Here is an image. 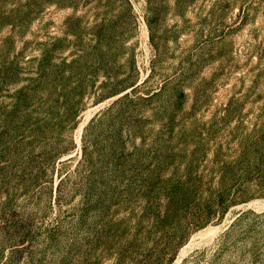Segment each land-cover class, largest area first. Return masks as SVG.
Returning <instances> with one entry per match:
<instances>
[{
	"label": "rangeland",
	"instance_id": "rangeland-1",
	"mask_svg": "<svg viewBox=\"0 0 264 264\" xmlns=\"http://www.w3.org/2000/svg\"><path fill=\"white\" fill-rule=\"evenodd\" d=\"M0 264H264V0H0Z\"/></svg>",
	"mask_w": 264,
	"mask_h": 264
}]
</instances>
